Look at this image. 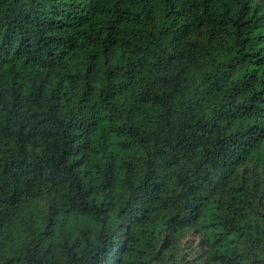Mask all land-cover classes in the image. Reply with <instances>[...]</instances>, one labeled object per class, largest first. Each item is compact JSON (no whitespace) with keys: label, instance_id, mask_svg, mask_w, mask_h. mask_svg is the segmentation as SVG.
Wrapping results in <instances>:
<instances>
[{"label":"trees","instance_id":"1","mask_svg":"<svg viewBox=\"0 0 264 264\" xmlns=\"http://www.w3.org/2000/svg\"><path fill=\"white\" fill-rule=\"evenodd\" d=\"M0 264H264V0H0Z\"/></svg>","mask_w":264,"mask_h":264}]
</instances>
